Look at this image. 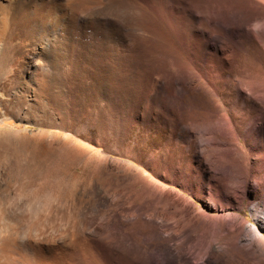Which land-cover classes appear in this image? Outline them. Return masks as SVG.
I'll return each instance as SVG.
<instances>
[{"label": "bare ground", "instance_id": "bare-ground-1", "mask_svg": "<svg viewBox=\"0 0 264 264\" xmlns=\"http://www.w3.org/2000/svg\"><path fill=\"white\" fill-rule=\"evenodd\" d=\"M43 29L103 48L93 53L111 63L106 78L92 67L96 58L60 64L48 47L20 43L41 42ZM13 40L20 41L12 60L22 94H63L89 77L88 90L111 85L125 102L133 96L141 125L165 134L155 154L119 159L71 137L44 143L38 132L30 156L41 179L25 197L31 221L0 226V264H264V0H0V58ZM129 125L112 133L124 136ZM102 126L97 134L106 137ZM18 133L1 131V140ZM199 133L206 138L197 152ZM172 144L186 160L171 159ZM71 184L89 205L64 234L32 235L40 212Z\"/></svg>", "mask_w": 264, "mask_h": 264}, {"label": "rangeland", "instance_id": "rangeland-1", "mask_svg": "<svg viewBox=\"0 0 264 264\" xmlns=\"http://www.w3.org/2000/svg\"><path fill=\"white\" fill-rule=\"evenodd\" d=\"M43 31L41 30L43 36L41 42L31 40L30 38L25 42H20L19 40L11 41L6 45L0 58V132H19L17 138L16 136H13L14 138L11 137L10 139L1 140L0 136V226L8 223L14 224L15 222H17V219L20 220V217L23 216H25L24 218H22V223L25 219L23 224L26 225L31 221V214L29 212L31 208V201L26 199L25 197L28 195L27 193L30 189L29 186L31 184H39V181L41 179V176L39 177L38 174H34L32 170L33 162L31 161L32 156H30V154L32 155V147L36 144L37 140H39V137L36 135L38 132L44 133V136L41 137L44 143L53 142L55 144H61L65 141L66 137H71L74 140L88 143L91 147L97 148L101 151H109V156L119 159H125L123 157L125 155L132 156L134 158H144L147 155L155 154V152L159 151V148L162 146V138H164L165 134V131L161 132L160 134H154L153 131H149L147 125L149 124V122L146 123L144 121L145 125H141L142 122L135 116L137 99H134L132 95V97H129L128 94H126L127 97H129L127 98L129 99L128 103L127 101L125 102L122 99L123 93L122 95L121 92L116 93L115 89L111 85H106L99 90H97V88L88 90V87L90 86L87 83L89 82V77L74 79L72 81L74 83V85L71 86L72 88L68 89L67 92H63V94H58L56 90L45 89L46 92L45 90L43 91L41 97L42 100H38L34 94H22L20 92L21 85L15 79L17 67H15L12 60V53H14L15 47L17 46V44H19V42L21 44H24L25 47L30 51L37 47H48L47 51L49 50L48 53L53 57H50L49 60H55L60 64L68 63L70 61L69 59H73L74 62L76 60L87 62L88 59L94 61L92 59H95L96 57H94L93 50L96 49L95 51H98L100 49V47H89L86 40L83 38L79 39L76 36L70 38L58 29H55V31L51 29H43ZM72 45H75V51L71 49ZM86 45L90 49H88ZM84 53L85 55H83ZM249 53L250 60L252 57L253 60L257 58V54L255 51H249ZM71 54L73 58H71ZM102 58L98 56V58H96L98 62H92V67H97L98 69L96 68V70L100 71L102 75L104 74L105 77V75H107L108 68L111 67V63L108 62V59L106 57V59L103 58V61H101ZM41 62L44 61L41 60ZM107 62L110 65H108ZM242 64L243 63H241L240 66H242ZM142 72L143 71H141L140 69L139 73L141 74ZM143 74L144 73H142L141 75ZM85 90L87 93L85 92ZM197 94L201 97L198 98L201 105L206 107V105L210 104L207 98L204 97L199 91L197 92ZM184 97L185 99L192 100L193 94L190 92L185 93ZM50 101H59L62 103V105H58L57 109V107L46 104ZM126 108L129 110H127ZM55 111L58 113L64 112L67 118H65L64 121H60L58 118L60 116ZM116 111L119 112L117 113ZM127 111H129L130 114ZM131 112L134 113L132 114ZM94 119H96V121ZM100 121L104 122L102 123ZM105 121L108 122L106 123ZM126 121H129L130 128L128 127L129 130H127L124 136H119L112 133L114 127L120 125L121 122L123 123ZM96 122L100 126L103 125V132H105L107 128L106 137L99 136L100 130L96 128L99 125L97 126ZM117 122L119 124H117ZM182 122H187L186 117ZM108 126L110 129L108 128ZM96 130H98V132ZM200 135L197 136V152L202 150L199 145L202 146L204 143V139L206 138L204 134ZM99 137L102 138L101 141H99ZM97 142H100L101 145L95 146L94 144ZM174 145L175 144H172L169 149L171 159H180V161L183 162V160H186L187 158L184 153L185 151H183V148H180V146L176 147V145ZM116 150L120 151V155L122 154L121 157L115 154ZM40 156L44 157L43 155ZM46 156L50 155L46 154ZM40 168L41 169L37 171V173L41 175L43 172L42 168L44 169L45 167L42 166ZM76 170L81 172V175L76 176L78 177V180H83L86 177L87 172L82 170L81 164L77 165ZM73 180L74 178L70 181L73 182ZM173 187L178 192L183 193L177 186ZM249 188L250 186L247 187V189ZM79 190L80 189L78 188V186L76 188L71 184V188L65 191V193L58 194L57 200L50 204L48 208H44L43 213L40 212L41 214L40 218L38 219L39 222L37 224V232L32 231L31 234H39V237H56L64 234L65 230L67 229L68 223L71 221V219L74 218L77 209L89 205V198L86 197V195L79 194L77 192ZM186 195L197 202L199 205H202V203L195 197H192L188 194ZM36 207L38 208L37 205ZM36 207L33 206V208ZM15 217H17V219ZM245 217L246 219H251V215L248 210L245 211ZM18 230H20L19 232L23 231L22 228H19ZM195 264L202 263L200 261H196Z\"/></svg>", "mask_w": 264, "mask_h": 264}]
</instances>
